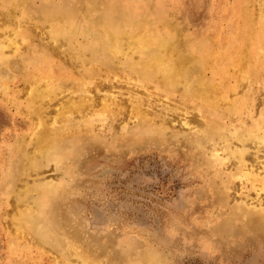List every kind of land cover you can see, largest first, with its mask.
<instances>
[{
	"label": "rangeland",
	"instance_id": "obj_1",
	"mask_svg": "<svg viewBox=\"0 0 264 264\" xmlns=\"http://www.w3.org/2000/svg\"><path fill=\"white\" fill-rule=\"evenodd\" d=\"M40 3L41 0H35L36 6ZM162 3L177 15L178 22L186 30L189 28L188 31L198 34L197 36L203 37L204 34L206 43L214 48L212 58L205 64V79L215 84V93L220 92L224 95L218 102L219 116L215 118L216 121L214 119L215 123L212 121V125L215 124L214 128L216 126L219 129L226 128L228 130L226 138L232 137L231 132L234 130L238 131V134H247L250 130H254L257 134L263 133L264 0H162ZM2 11H0V19L3 18L1 20L4 22L0 20V41L4 45L3 53L9 58L28 56L27 59H34L31 47L42 43L48 52L46 55H51L47 62L52 66L40 68L30 60L22 71H10L5 63L0 64L2 83H0L2 93H0V264H87L86 258H90L94 264H264V232L260 234L258 232L260 229L248 232L245 216V209L250 205L264 208L262 145L257 139H248L245 141L242 155L233 154L228 148L218 149L221 143H225L222 139L211 140L204 146L190 144L188 139L195 137V133H198L199 137L202 135L201 131H197L198 122H206L203 111L207 106L198 105L196 98L194 102L191 97L187 98L191 94L185 95L183 81L179 82L172 94L166 95L165 86L160 82H150V85L144 84L139 87L142 82L136 77L129 79L127 68L119 67L114 72L117 74L116 77L114 73H110V77H106L107 80L101 77L98 82L102 81L107 86L98 94L114 95L113 99L107 102H110L116 111L118 107L115 108L114 102L120 104L118 111H123L122 119L120 116L114 119L115 123L118 120L120 123L116 132L111 131L113 132L110 133L111 139L112 136L116 138L127 130L140 127L143 130L142 134L145 135L133 141L134 144L127 145L132 150L126 147L123 152L119 148H106V151L93 153L90 158H86L87 161L85 160L81 168L77 169V177L72 183L73 192L66 196L67 198L61 196L49 201L51 208L47 213V219L55 218L57 222L77 225L82 230L83 238L78 237V242L74 245L76 249L73 247L72 250L67 251L66 244L62 246L63 249H56L50 244L40 242L37 234H44L42 227H39L37 232L28 233V225L27 228L22 226L24 230L16 225L14 223L16 215L18 216V212L21 211L27 212L31 202L20 200L18 203L13 193L4 196L6 189L2 187V180L5 172L10 168L4 163V159L13 149L16 138L22 131L28 132V128L33 126L30 121L32 115L17 113L16 109L19 105L22 106V102H25L27 97L24 94V84L27 86L31 84L33 90L42 94H48L50 87H55L53 90L58 91L61 89L57 88L59 82L70 80L59 77L58 66L63 62L66 63L63 58H66L72 49H74L72 52L80 51V47L76 46L75 42L71 45L67 43L66 47H55L62 42H55L50 37L49 28H45L43 32L39 31L40 29L36 30L38 34L34 32L31 34L33 29H30L33 39L24 33L21 34L24 26L29 29L27 19L23 18L19 11ZM185 13L193 20L189 27L186 25V18L183 17ZM5 15L8 17L5 18ZM184 44L178 47L185 48ZM236 48H242L243 52L240 49L241 62L233 63V66L225 62V58ZM55 50L56 54H54ZM251 50L255 54H249ZM55 55L63 58L59 59L58 56L55 58ZM27 59H24V62ZM216 63L218 67L215 69L213 66ZM82 68L81 65L79 69ZM25 74L29 78H26L28 80L24 78V84L21 85ZM55 79L56 81H53ZM63 96L64 93L53 97L52 100L48 96L44 101H49L56 108L60 101L65 99ZM237 97L243 99L245 97L247 102L241 106V113L235 114L234 110L238 106L233 105ZM241 98L240 100H243ZM137 112L144 117L138 116ZM80 118L76 117V119ZM136 123L138 125H135ZM257 127L259 131L262 129L260 133ZM165 142L167 144H164ZM205 146L206 152L202 150H205ZM210 163H213L212 166ZM53 167L54 165L51 164L40 168L39 175L32 176L30 181L19 182V188L30 182L34 183V179L37 180L35 184L62 179L65 168ZM249 170L258 172L259 175H249ZM219 193L226 195L219 197ZM261 229L264 231V228ZM65 231L67 234L72 232L67 227ZM150 252H153L154 256H149ZM158 257H162L161 262L157 261Z\"/></svg>",
	"mask_w": 264,
	"mask_h": 264
},
{
	"label": "bare ground",
	"instance_id": "obj_2",
	"mask_svg": "<svg viewBox=\"0 0 264 264\" xmlns=\"http://www.w3.org/2000/svg\"><path fill=\"white\" fill-rule=\"evenodd\" d=\"M167 4H169V2H167ZM166 6L164 5V3H162V0L161 2L158 0L157 1L154 0L153 2H150V0H41L40 5L38 6H36L35 0H0V9L6 11L13 10L15 12L19 11L20 15L23 18L27 19L28 22L27 25L29 29L26 26H24L23 28L24 30L23 32H21V34L24 33L27 36H31L32 32L38 34L39 32L36 31L38 29H40L39 31L43 32L45 28H49L51 29L50 37L55 42H62L61 44L56 43L58 46L56 45L55 47L60 48L62 46H65L67 43L71 45L72 42H75L76 43L75 45L80 47V51L76 50L75 52H72V50H74L72 49L71 52L68 53V56H66V58L57 55L59 59L63 58L64 61L66 62L65 64L63 62L58 66L59 67L58 72L60 73L59 77L65 78L67 80L70 79L69 81H63L65 83L63 82H59L58 84L56 83L58 85L57 88H61L58 91L53 90L55 89V87H50V91H48V94L38 93L36 90L32 89L31 84L29 86L24 84L23 81L24 78L25 80H28L26 79L28 77L26 76L27 74H25L24 77H22L23 78L21 81L22 83L20 84L21 85L24 84V90H25L24 94H26L27 97L25 102L24 101L22 102L21 104L22 106L18 104L19 106L16 107V109H17V113H21V114L26 113V115L31 114L32 117H30V121L33 126L28 128L29 129L28 132L27 130L24 132L22 131V133L16 138L13 149L9 151L10 154L9 155L7 154L8 156L7 157L5 156L6 158L3 156L5 158L4 163L8 167H10L6 172L4 170L5 174H4V179L2 180L3 182L2 187L6 189V193L4 191V196H6L5 194L10 195L13 193L18 203L20 202V200L24 202H31L30 203L31 207L28 209L27 212L17 211L18 216L16 215V221H14V223L19 227L23 226L24 228L25 227L27 228L28 225L29 226L27 228L29 230V231L27 230L28 233L37 232L38 228L42 227L44 230L43 232L44 234H37V237L39 238L40 242L43 241L47 244H50L51 246H54L56 249H63L62 246L64 244H66L67 251L73 249L75 243L78 242L77 241L78 237H82V230H80L77 225L76 226H74L73 224L68 225L62 221L57 222L55 218L53 220L47 219L46 217L47 213H49L51 208L50 206L51 202L49 203V201L50 200L53 201V199L59 198L61 196L68 197V195L73 192L72 183L74 179H76L77 177V173H78L77 169H80L82 164H84L86 158L88 157L90 158V156L93 155V153L104 150L106 151V148L108 149L119 148L124 152L127 145L131 144L133 141H135L138 138L140 139L141 135H145L142 134L143 130L142 127H140L134 130H129V131L127 130L126 133H123L116 138H113L112 136L111 139L110 133H113L114 131L116 132L118 128V123H120L118 122L119 120L115 123L114 119L116 118V116L117 117L120 116V119H122L123 111L120 110L118 111V109H120L119 108L120 104L114 102V105L116 106L115 108L118 107L116 111L114 107L111 105V103L107 102V100L113 99L114 95L105 94L104 96H102L101 94L100 95L98 94L101 90L105 89V87L107 86L102 81L98 82V80L101 79V77H104L103 80L104 79L107 80L106 77H110V73H114L116 70L119 69V67L127 68V76L129 77V79H131L132 77L138 78L142 82L140 83L141 85H138L139 87L144 84L150 85V82H160L165 86L166 95L172 94L173 90L177 88L179 82L183 81L185 95L191 94V96H187V98L191 97L192 98L191 100H193V102L195 101L196 98L198 100L196 101L198 102V105L202 107L203 105L207 106L205 111H203V115L204 118H206V122L203 123L200 121L198 122L199 127L197 128V131L198 130L201 131L202 135L199 137V134L195 133L194 134L196 135L195 137L188 139L190 144L195 143L197 146H204L206 143L210 142L211 140L222 139L225 143L224 144L221 143L218 149L225 150L228 148L233 154L240 153L243 155L245 149V141L254 138L257 139L258 143L261 144L262 147L264 148V132L261 134H257L254 132V130H250L247 134L246 133L238 134V131L234 130L233 132H231L232 137L234 138L232 139V137L226 138V132L228 131L226 128L221 127V129H219V127L216 128L217 126L215 127L216 129L214 128L215 124L212 125V121L214 122V119L219 116L220 107L218 105V102H220V100L224 96L220 92L215 93V87H214L215 84L212 81L205 79V74H206L205 64L206 62H208L209 59L212 58V55L214 53V48L212 47L211 44L208 45L206 43L207 39L204 36V34L203 37L205 39L202 36H197L198 34H192L193 32L192 33L189 32L188 31L189 28L186 30L185 27L178 22V19L176 18L177 15L171 12ZM6 17H8V15L7 16L5 15V18ZM183 17L186 18L185 22H187L186 25H188L189 27V25L193 21L192 18L190 17L189 14L186 13L183 14ZM238 19L236 18V20ZM29 20H32L33 22H30ZM2 22H4V20ZM4 26L6 25L4 24ZM30 29H33V31H31ZM29 30L31 31V34ZM1 34H3V32ZM31 38L33 39L32 36ZM182 44H184L185 48L178 47L180 45L182 46ZM3 46L4 45L0 41V64L5 63L7 69L10 71H22L25 65L26 66L28 65L27 63H29L30 60L32 64H35L40 68H45L46 66L49 65L52 66L50 63L48 64L47 62V60L50 59L51 55H46L48 52L45 50V46L42 43H39V45L34 44L33 47H31V51H33L32 53L35 56L34 59L33 58L27 59L28 56L27 57L22 56L20 58H9L5 53H3L4 51ZM240 49L242 50V48L239 49L236 48L233 51V53H229L230 55H228V57L225 58L226 59L225 62L229 63L230 65L233 63L237 64L238 61L241 62V55L243 50L241 52ZM250 52L251 53L249 54H255L253 50H251ZM56 53L57 52L55 50L54 54ZM49 54L51 53L49 52ZM57 56L55 55V58H58ZM24 59L27 60L24 62ZM260 60L262 61V59ZM81 65L83 66L82 70L79 69ZM213 67L216 69V67H218V64L217 63L214 64ZM114 75L115 77L117 76V74L115 73ZM245 80H247V78ZM53 81H56V79ZM108 81H110V79ZM238 83H240V81ZM63 93H64L63 97H65V99L62 102L60 101V103L58 102L59 105L56 108H54L49 103V101H44L45 98L48 99V96L51 98L50 100H52L53 97H56ZM240 98L237 97L234 99V101L236 100L237 101L234 103L233 106L235 105L238 106L237 108L234 107V109L236 108L235 110L232 109V111L234 110L235 114L240 112L241 106H243V104L247 102V98L244 97L245 100L243 98H241L243 100H240ZM209 99L211 101H209ZM137 113H139L138 116H141V118L144 117V115L142 116L140 112ZM77 116L81 118L76 119ZM262 117L264 118V116ZM135 125L138 124L136 123ZM162 125H164V123ZM261 131L262 129H260V131L258 129V133H260ZM147 143L149 142L147 141ZM164 144L167 143L165 142ZM233 144H235V146ZM204 148L205 150L204 149L202 150L206 152V146ZM197 156H199V154H197ZM201 160L202 158H200V161ZM51 164L54 165L53 168L55 169H59L63 167L65 168L62 179H59L57 181L48 180L38 184H35L37 180L34 179L33 180L34 183L30 182V184L27 185L25 184L21 186V189L19 188V182L30 181V178L32 176L39 175L40 168L45 166L48 167ZM249 175L258 176L259 173L254 172L253 170H249ZM218 177L220 178V176ZM200 181L201 180H199V182ZM203 189L204 188H202V190ZM211 194L214 193L211 192ZM218 195L219 197H221V196H225L226 194L219 193ZM13 200L15 201V199ZM246 209H245V216L248 222L247 225L249 227L248 228L249 231L248 230L247 231L250 232V230L253 229H260L258 232L260 234H263L262 232L264 231L261 229V227L264 228V226L261 225H264V208L250 205ZM62 224H64L65 226ZM23 227L22 229L24 230ZM58 227H60V229H58ZM66 227L69 230H72V232H69V234H67L65 231ZM149 256H154L153 252H150ZM68 261L70 262L69 259ZM85 261L87 264H94L90 258L88 259L86 258ZM157 261L161 262L162 257L161 258L158 257Z\"/></svg>",
	"mask_w": 264,
	"mask_h": 264
}]
</instances>
